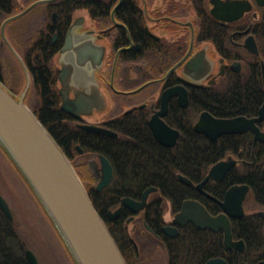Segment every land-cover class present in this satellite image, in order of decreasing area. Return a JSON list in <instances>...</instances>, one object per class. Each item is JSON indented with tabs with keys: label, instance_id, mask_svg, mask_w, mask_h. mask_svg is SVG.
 I'll return each instance as SVG.
<instances>
[{
	"label": "flooded vegetation",
	"instance_id": "af4514ba",
	"mask_svg": "<svg viewBox=\"0 0 264 264\" xmlns=\"http://www.w3.org/2000/svg\"><path fill=\"white\" fill-rule=\"evenodd\" d=\"M36 1L39 0H13V7L18 10L10 15L0 9V80L8 90L20 97L29 78L25 101L27 97H35L33 104L38 102L36 97L46 96L38 90L33 70L46 69L49 76H43V80H47L50 91H55L53 96L60 97V108L61 89H65L68 97L83 100L78 117L61 108L72 117L77 128L82 129L79 124L105 127L116 135L82 130L110 138H121L122 133L145 128L159 145L167 148L177 144L180 135L188 129L187 125L198 133L193 128L194 123L200 112L207 110L199 109L198 97L210 95L222 87L231 72H241L248 55H259L257 35L264 28V5L258 0H44L6 23L4 34L8 44L1 31L3 21ZM39 6L40 10L34 12ZM212 10L222 18L216 17ZM250 37L255 39L258 53L248 50ZM200 52L205 58L202 77L189 70V61ZM64 70L68 75L62 82ZM152 119L178 131L172 146L161 144L155 138L150 125ZM131 123L134 125L130 126ZM246 132L252 134V160L244 161L239 152L227 154L188 185L193 186L196 198L184 199L198 201L215 217L225 214L220 201L225 199L228 189L247 185L242 209L234 208L236 214L227 215L231 241L236 246L226 245L222 228H200L190 220L183 225L174 222L183 202L179 210L173 212L170 203L163 199L165 205L161 207L160 219L152 218L146 208L150 199L158 194L156 187L149 194L144 209L132 212L123 207L130 212L124 227L129 240L133 238L138 245V253L134 247L137 259L143 261L141 252L146 246L155 245L164 251L166 239H173L181 235L183 229L193 227L196 251L192 256L182 254L179 264H206L211 260L212 264H264V186L255 195L249 173V166L257 163L254 148L257 143H264L258 141L254 145L253 133ZM76 148L78 155L68 158L74 168L88 178L86 180L93 181L97 190L102 176L99 154L111 165L112 162L91 146L77 144ZM229 157L236 162L221 179L210 178L201 189L196 187L212 165ZM263 166L259 177L264 185ZM110 211V219L122 213L111 218ZM164 226L176 227L177 234L167 235ZM138 231L147 234L142 251L134 235ZM185 258L191 262H186ZM150 264H170V259L164 253L160 262L152 259Z\"/></svg>",
	"mask_w": 264,
	"mask_h": 264
},
{
	"label": "trees",
	"instance_id": "16d2710c",
	"mask_svg": "<svg viewBox=\"0 0 264 264\" xmlns=\"http://www.w3.org/2000/svg\"><path fill=\"white\" fill-rule=\"evenodd\" d=\"M0 9L6 10V15L18 10L13 7V0H0ZM19 22H13L11 25ZM257 41L259 55H248L241 72H231L222 87L210 95L198 97L200 110L205 108L216 117L258 115L259 108L264 101L261 68V60L264 61V28L258 33ZM1 62L0 57V64ZM44 70L46 71L42 68L33 70L37 75V88L42 90V94L46 97H36L38 102H34L31 109L67 157L78 155L79 151L76 148L78 144L81 147L91 146L111 160L114 170L113 178L101 191L95 189L93 181L86 180L88 178L85 177V179L83 174L75 170L127 264H143V262L136 258L134 246L124 227L130 215L128 209L124 208L118 218H109V211L120 204L122 197L140 199L146 188L157 187L158 194L150 199L146 212L149 211L152 218L158 220L162 212L161 207L165 205L163 199L170 203L172 211L175 212L179 210L184 199L196 198L193 186L185 185L179 179V173L194 183L200 176H203L212 163L229 153L239 152L244 161L252 160V134L250 132L225 134L215 141H210L203 134L195 133L191 126L187 125L188 129L180 135L177 144L167 148L159 145L149 130L145 128L139 132L122 133L121 138L104 137L83 131L77 128L72 117L60 108V97L53 96L55 91H50L47 80H43V76L45 78L49 76ZM40 81L45 82L40 84ZM195 118L196 116L193 117L191 123ZM258 124L264 129V119ZM139 125L144 126L143 123ZM254 155L257 163L249 166V173L252 175L250 181L256 195L263 190L264 186L259 177L260 168L264 164V144H256ZM15 167L16 171L21 174L16 165ZM28 187L32 191L29 184ZM47 216L52 223L48 214ZM148 222L153 225L150 221ZM182 231L181 235L165 241L164 253L169 256L170 264H179L182 254L192 256L196 251L193 227ZM26 247H29L28 243L17 229L15 218L13 221L9 220L0 208V264H30L26 256ZM71 259L75 263L72 256ZM190 260L185 258L186 262L190 263Z\"/></svg>",
	"mask_w": 264,
	"mask_h": 264
},
{
	"label": "water",
	"instance_id": "95a60500",
	"mask_svg": "<svg viewBox=\"0 0 264 264\" xmlns=\"http://www.w3.org/2000/svg\"><path fill=\"white\" fill-rule=\"evenodd\" d=\"M39 0L21 12L8 17L1 25L4 40L8 43L4 28L7 22L20 17L37 3ZM264 5V0H258ZM212 13L218 17L216 11ZM9 44V43H8ZM247 48L251 52L258 53L257 44L253 37L248 39ZM19 57V56H18ZM204 53L200 52L189 61V70L200 73L204 71ZM262 79L264 86V61L261 60ZM67 70L61 75L62 82H65ZM29 87L23 89L22 95H13L0 80V144L19 169L32 191L42 204L43 208L51 218L54 226L63 239L72 258L76 264H127L116 241L111 235L103 218L96 210L82 180L77 174L72 163L60 148L59 144L42 124L36 114L27 106L24 94ZM61 108L76 117L82 112L83 100L70 98L66 95L65 89H61ZM187 104V100L185 101ZM264 119V101L257 116L247 117L236 115L232 117H216L207 110L200 112L194 123V130L203 134L209 140H215L221 135L253 133V144L258 141L264 143V130L258 122ZM155 138L164 145L172 146L176 142L178 131L169 129L164 123L152 119L150 122ZM87 131L115 136L112 130L95 124H79ZM80 151L82 149L79 148ZM101 162L102 176L96 185L97 190H101L111 180L113 168L110 161L102 154H99ZM236 161L232 158L221 160L212 165L202 182L196 185L201 189L208 179H221L227 169ZM264 181V166L261 171ZM179 178L187 185H192V181L182 174ZM247 185H234L230 187L225 195V199L220 201L225 214L211 216L207 213L202 204L193 199L184 200L181 210L175 214L173 221L185 224L191 221L200 228H222L225 231V243L228 246H236L231 241L229 220L227 215H235L233 211L242 209L241 202L247 193ZM156 190V187L146 188L141 199L136 200L131 197H123L119 207L110 211V217L114 218L120 214L123 207L132 212H138L147 205L149 194ZM0 208L9 220L13 221V213L3 195L0 192ZM164 232L169 236L177 234L176 227L164 226ZM130 241L138 253V245L133 238ZM26 256L30 264H40L39 260L30 248H26ZM213 260L206 264H212Z\"/></svg>",
	"mask_w": 264,
	"mask_h": 264
},
{
	"label": "rangeland",
	"instance_id": "374dc122",
	"mask_svg": "<svg viewBox=\"0 0 264 264\" xmlns=\"http://www.w3.org/2000/svg\"><path fill=\"white\" fill-rule=\"evenodd\" d=\"M40 8L41 6L37 7L34 12L39 11ZM34 98L26 99L30 107L33 105ZM7 156L0 146V192L6 199L15 218L16 227L24 235L28 248L36 253L41 264H75L59 233L50 223L42 204ZM134 235L142 251L147 234L138 231ZM141 254H143L142 262L150 264L152 259L160 262L164 251L155 245L148 248L146 246Z\"/></svg>",
	"mask_w": 264,
	"mask_h": 264
}]
</instances>
